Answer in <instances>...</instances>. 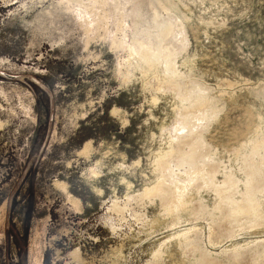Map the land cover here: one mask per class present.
Segmentation results:
<instances>
[{"label":"rangeland","instance_id":"obj_1","mask_svg":"<svg viewBox=\"0 0 264 264\" xmlns=\"http://www.w3.org/2000/svg\"><path fill=\"white\" fill-rule=\"evenodd\" d=\"M84 1L0 0V264H264V0Z\"/></svg>","mask_w":264,"mask_h":264},{"label":"bare ground","instance_id":"obj_2","mask_svg":"<svg viewBox=\"0 0 264 264\" xmlns=\"http://www.w3.org/2000/svg\"><path fill=\"white\" fill-rule=\"evenodd\" d=\"M79 1V0H78ZM82 1V4H85L86 6V9H89V8H97V5H91V3L89 1H84V0H80ZM104 1V0H103ZM108 1V0H106ZM114 3V6L116 7V9H118L119 11V16H117V21L119 22V24H123L124 21H125V16H124V12H123V5H124V2L123 0H112ZM81 3V2H80ZM104 5V4H103ZM95 6V7H94ZM103 9L105 8L104 6H101ZM107 11H105L104 15L107 16ZM117 22V23H118ZM117 24V25H119Z\"/></svg>","mask_w":264,"mask_h":264}]
</instances>
